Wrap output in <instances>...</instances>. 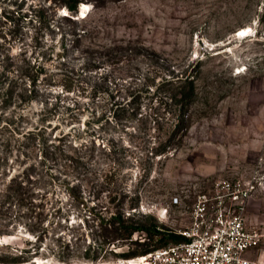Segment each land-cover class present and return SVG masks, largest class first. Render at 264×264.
<instances>
[{
    "label": "rangeland",
    "instance_id": "1",
    "mask_svg": "<svg viewBox=\"0 0 264 264\" xmlns=\"http://www.w3.org/2000/svg\"><path fill=\"white\" fill-rule=\"evenodd\" d=\"M66 13L51 0H0V172L27 175L21 199L0 208V255L121 264L188 225L198 193L241 177L256 185L246 225L264 264V0ZM177 77L192 78L191 125L168 141L181 106L171 97L189 87L165 81ZM163 144L167 157L152 155ZM118 211L150 232L112 240Z\"/></svg>",
    "mask_w": 264,
    "mask_h": 264
},
{
    "label": "built area",
    "instance_id": "2",
    "mask_svg": "<svg viewBox=\"0 0 264 264\" xmlns=\"http://www.w3.org/2000/svg\"><path fill=\"white\" fill-rule=\"evenodd\" d=\"M256 189L241 177L216 181L193 199L189 224L177 231L184 241L122 260L121 264H258L251 252L260 236L246 225ZM179 202L174 197V204Z\"/></svg>",
    "mask_w": 264,
    "mask_h": 264
},
{
    "label": "trees",
    "instance_id": "3",
    "mask_svg": "<svg viewBox=\"0 0 264 264\" xmlns=\"http://www.w3.org/2000/svg\"><path fill=\"white\" fill-rule=\"evenodd\" d=\"M123 0H51L52 6L55 8L57 6L64 7L67 10V13L63 15L65 19L70 18V16L79 19L80 17L84 16L87 11V8L90 7H102L107 3H117ZM91 5V6H90ZM87 15V13L85 14ZM80 16V17H79ZM85 33V32H83ZM186 71V70H185ZM174 77V76H173ZM166 79V78H165ZM168 83L172 82H183L188 84L189 87L185 88L183 94H181L180 99H176L173 95L171 98L174 101L181 102L180 111L177 114L175 119V123L173 124V128L171 129L170 136L168 141L175 136L178 132H182L185 134L189 126L191 125L190 120L188 117H185V107L187 99L192 95L193 86H192V78L189 77H177V78H169V80H165ZM166 146L168 144H163V146L156 148L155 151L152 152V155H159L161 158L163 155L167 157V149ZM80 148H87L86 144H81ZM92 153V151H91ZM27 177V175H23V178ZM23 178L19 179V175H14L6 180V173L0 172V208L4 207L6 204H10L13 200L19 201L20 198V190L24 188ZM109 224H112V230L107 231L108 235L111 237L112 240L114 239H130L131 235L137 231H149V229L144 228L141 224H131L127 223L128 218L125 217L124 212L118 211L116 215L110 217L108 219ZM153 233H160V231L156 230V227L153 228ZM168 242H163L160 245L152 246L151 248L141 247L139 250L133 249L127 253H124L123 256L128 258L136 257L139 255L146 254L156 248L164 247L168 244L178 243L184 241L186 238L177 232H170L168 234ZM143 245V244H140ZM21 254H10V256H1L0 255V263L4 264H13L19 263Z\"/></svg>",
    "mask_w": 264,
    "mask_h": 264
},
{
    "label": "bare ground",
    "instance_id": "4",
    "mask_svg": "<svg viewBox=\"0 0 264 264\" xmlns=\"http://www.w3.org/2000/svg\"><path fill=\"white\" fill-rule=\"evenodd\" d=\"M249 31L250 30L248 28L241 29L239 32V35L240 36H246L249 33Z\"/></svg>",
    "mask_w": 264,
    "mask_h": 264
}]
</instances>
